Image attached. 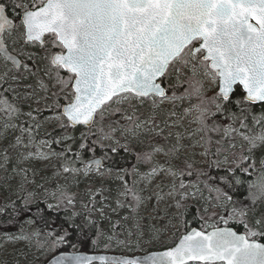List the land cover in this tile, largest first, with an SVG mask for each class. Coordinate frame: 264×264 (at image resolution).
<instances>
[{
    "label": "snow or ice",
    "instance_id": "obj_1",
    "mask_svg": "<svg viewBox=\"0 0 264 264\" xmlns=\"http://www.w3.org/2000/svg\"><path fill=\"white\" fill-rule=\"evenodd\" d=\"M9 246L0 264H264V0H0Z\"/></svg>",
    "mask_w": 264,
    "mask_h": 264
},
{
    "label": "rangeland",
    "instance_id": "obj_2",
    "mask_svg": "<svg viewBox=\"0 0 264 264\" xmlns=\"http://www.w3.org/2000/svg\"><path fill=\"white\" fill-rule=\"evenodd\" d=\"M52 127L53 126H49L48 130L52 129ZM161 207H163V205H161ZM148 210L149 211L151 210V205H149V209ZM121 212H123V211H121ZM121 215H122V213H121ZM113 216H114V219L118 218L114 214H113ZM153 223H157V226H159L160 222L153 221ZM179 230H175V229L168 230L158 241H156V242H154L152 244H148L146 242L148 237L145 236L142 239V241H141V247L139 249H137L133 245L131 250H128L127 248H123L121 246H117L116 243L113 242L111 244V246H110L111 247V252L110 251H106V252L107 253L117 254V255L137 256V255H145V254H147V253H149L151 251H161V250L166 249L167 247L174 246L175 239L177 237V232H179ZM125 238L126 237L124 235H120L119 236V239L123 240ZM127 239L134 240L135 237H127ZM9 253H11V246H9V248H8V253L0 252V260H8L9 262H11V260L13 258L20 259L21 261H23V259H24L18 253H12V254H9Z\"/></svg>",
    "mask_w": 264,
    "mask_h": 264
},
{
    "label": "trees",
    "instance_id": "obj_3",
    "mask_svg": "<svg viewBox=\"0 0 264 264\" xmlns=\"http://www.w3.org/2000/svg\"><path fill=\"white\" fill-rule=\"evenodd\" d=\"M240 89L239 88H237V94H239L240 93ZM253 110L255 111V112H259L260 111V108H259V106H254V108H253ZM52 129H50L49 131H51ZM59 129H57L56 130V132L54 133V134H59ZM77 135L79 134V129L77 130V133H76ZM97 155H100V152H99V150L97 151ZM121 155H124V153H121ZM130 160H131V158H129ZM213 174H215V171H213ZM115 193L113 192V195H114ZM246 195V192L242 189L241 191H239V192H237L236 194H235V197L237 198V199H240V200H243V197ZM245 203H247V201H245ZM194 212H195V209L193 208V209H191L190 211H189V214H188V216L186 217V219H187V221L189 222V224H190V226L191 227H200V222L199 221H196V220H193V214H194ZM122 213V215L124 214V212H121ZM113 215V214H112ZM113 219H114V216H113ZM221 226H223V225H221ZM233 227H235L236 228V230L237 231H239V232H243V228H242V226H239V225H232ZM13 231L15 230V229H12ZM185 229H183V228H181L180 230H179V232H177V237H176V239H175V243H176V241L178 240V238H179V235H180V232H183ZM109 249V250H108ZM71 249H69V251H70ZM82 251H84V252H88V253H107L106 251H110L111 252V247H108V248H105L104 247V242H101V244L99 245V247H92L91 245H90V243L89 244H86L82 249H81Z\"/></svg>",
    "mask_w": 264,
    "mask_h": 264
},
{
    "label": "water",
    "instance_id": "obj_4",
    "mask_svg": "<svg viewBox=\"0 0 264 264\" xmlns=\"http://www.w3.org/2000/svg\"><path fill=\"white\" fill-rule=\"evenodd\" d=\"M198 228V227H196ZM163 251V250H161ZM86 254L88 255H107V256H115V257H127V258H133V257H136V256H124V255H117V254H111V253H88V252H85ZM137 256H144V255H137ZM97 264H99V262H97Z\"/></svg>",
    "mask_w": 264,
    "mask_h": 264
}]
</instances>
